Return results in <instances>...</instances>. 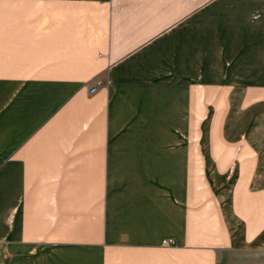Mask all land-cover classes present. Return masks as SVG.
<instances>
[{"label":"crops","instance_id":"1","mask_svg":"<svg viewBox=\"0 0 264 264\" xmlns=\"http://www.w3.org/2000/svg\"><path fill=\"white\" fill-rule=\"evenodd\" d=\"M200 9L0 0V264H264V84Z\"/></svg>","mask_w":264,"mask_h":264},{"label":"rangeland","instance_id":"2","mask_svg":"<svg viewBox=\"0 0 264 264\" xmlns=\"http://www.w3.org/2000/svg\"><path fill=\"white\" fill-rule=\"evenodd\" d=\"M200 8L201 51L211 59L203 60L202 72L222 65L220 58L226 54L224 61L231 64L227 68L244 73V84H264V0H200ZM213 40L217 45L210 46ZM240 43L244 62L242 48L236 47Z\"/></svg>","mask_w":264,"mask_h":264},{"label":"built area","instance_id":"3","mask_svg":"<svg viewBox=\"0 0 264 264\" xmlns=\"http://www.w3.org/2000/svg\"><path fill=\"white\" fill-rule=\"evenodd\" d=\"M98 87H99V84L93 85L90 88V94H94L97 91Z\"/></svg>","mask_w":264,"mask_h":264}]
</instances>
